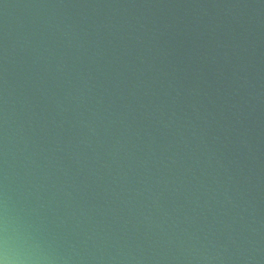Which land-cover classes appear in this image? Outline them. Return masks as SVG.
<instances>
[{
    "label": "water",
    "instance_id": "obj_1",
    "mask_svg": "<svg viewBox=\"0 0 264 264\" xmlns=\"http://www.w3.org/2000/svg\"><path fill=\"white\" fill-rule=\"evenodd\" d=\"M264 264V0H0V257Z\"/></svg>",
    "mask_w": 264,
    "mask_h": 264
},
{
    "label": "clouds",
    "instance_id": "obj_2",
    "mask_svg": "<svg viewBox=\"0 0 264 264\" xmlns=\"http://www.w3.org/2000/svg\"><path fill=\"white\" fill-rule=\"evenodd\" d=\"M0 264H9V260L6 255L0 257Z\"/></svg>",
    "mask_w": 264,
    "mask_h": 264
}]
</instances>
